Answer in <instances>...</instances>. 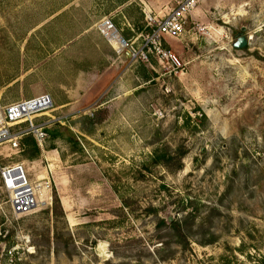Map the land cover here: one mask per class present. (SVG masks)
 <instances>
[{"label":"rangeland","instance_id":"1","mask_svg":"<svg viewBox=\"0 0 264 264\" xmlns=\"http://www.w3.org/2000/svg\"><path fill=\"white\" fill-rule=\"evenodd\" d=\"M177 1L0 0V110L60 118L0 146L43 201L15 216L0 186V264H264V0H197L173 62L108 41Z\"/></svg>","mask_w":264,"mask_h":264},{"label":"built area","instance_id":"2","mask_svg":"<svg viewBox=\"0 0 264 264\" xmlns=\"http://www.w3.org/2000/svg\"><path fill=\"white\" fill-rule=\"evenodd\" d=\"M196 5L197 0L177 1L175 6L160 20L149 17L148 31L134 40L126 42L116 34L120 41L118 46L127 48L128 55L133 62L149 63L151 58L159 62L175 61V57L166 47L167 40L178 39L185 33L189 16ZM105 24L108 29H113L109 21ZM108 41L111 43L110 37ZM53 110V100L47 94L9 103L2 107L0 110V146L7 145L12 149H18L24 137H31L41 145L47 135L46 129L60 119L44 116L46 112ZM0 186L8 196L9 207L13 215L26 216L38 207L36 188L28 179L23 164L16 163L0 168Z\"/></svg>","mask_w":264,"mask_h":264},{"label":"water","instance_id":"3","mask_svg":"<svg viewBox=\"0 0 264 264\" xmlns=\"http://www.w3.org/2000/svg\"><path fill=\"white\" fill-rule=\"evenodd\" d=\"M248 44L247 38L244 35H240L236 42L233 44V48L235 49H243Z\"/></svg>","mask_w":264,"mask_h":264},{"label":"bare ground","instance_id":"4","mask_svg":"<svg viewBox=\"0 0 264 264\" xmlns=\"http://www.w3.org/2000/svg\"><path fill=\"white\" fill-rule=\"evenodd\" d=\"M109 37H110V40H111V43L113 44V46L117 47V45H120L119 37L116 35V33L111 32ZM38 193L41 194L40 190L36 189V196H37ZM38 202L42 203L43 201L42 200H38Z\"/></svg>","mask_w":264,"mask_h":264},{"label":"crops","instance_id":"5","mask_svg":"<svg viewBox=\"0 0 264 264\" xmlns=\"http://www.w3.org/2000/svg\"><path fill=\"white\" fill-rule=\"evenodd\" d=\"M172 9V8H171ZM170 9V10H171ZM194 15V11L190 14V16L189 17H192ZM146 21V20H145ZM142 33H144V32H139L138 34H136V36H135V38L137 37V36H139L140 34H142ZM112 45V44H111ZM44 94H46V93H44ZM39 95H43V94H32V95H30L29 97H27V98H25V99H21V100H27V99H31V98H34V97H36V96H39ZM47 95H49V94H47ZM50 96V95H49ZM52 98V97H51ZM21 100H17V101H21ZM53 100V99H52ZM16 101V102H17ZM13 103V102H12ZM53 103H54V101H53ZM59 108H61V107H59Z\"/></svg>","mask_w":264,"mask_h":264},{"label":"trees","instance_id":"6","mask_svg":"<svg viewBox=\"0 0 264 264\" xmlns=\"http://www.w3.org/2000/svg\"><path fill=\"white\" fill-rule=\"evenodd\" d=\"M29 139H31V141H32V143L34 144V147H36V143H35V141L34 140H32V138L31 137H28ZM36 149V148H35ZM36 152H37V149L35 150Z\"/></svg>","mask_w":264,"mask_h":264}]
</instances>
